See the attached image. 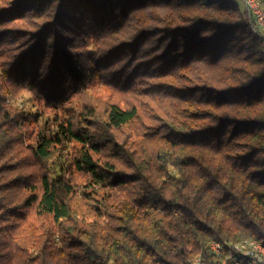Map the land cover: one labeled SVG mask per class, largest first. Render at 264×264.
<instances>
[{"label":"trees","instance_id":"trees-1","mask_svg":"<svg viewBox=\"0 0 264 264\" xmlns=\"http://www.w3.org/2000/svg\"><path fill=\"white\" fill-rule=\"evenodd\" d=\"M10 6L0 22L32 24L0 30L24 39L0 77L54 114L29 131L0 87V264H235L234 245L264 244V33L238 0ZM92 82L129 100L76 123Z\"/></svg>","mask_w":264,"mask_h":264},{"label":"rangeland","instance_id":"rangeland-1","mask_svg":"<svg viewBox=\"0 0 264 264\" xmlns=\"http://www.w3.org/2000/svg\"><path fill=\"white\" fill-rule=\"evenodd\" d=\"M12 0H0V10L3 9H10V2ZM240 4L243 6L245 9L248 18L255 23V30H259L261 33H264V24H259L255 21L254 18L250 16L248 11L245 8L244 0H238ZM257 3L258 7L260 10L264 11L261 6L259 5L258 0H255ZM25 13L17 14L14 16L9 17V15H6V20L0 22V30H5V31H14L13 33H16V31L24 30L30 28L32 21L31 17L28 15H22ZM23 38H18L17 42L14 44L6 45L0 47V71H1V65H2V60L5 59L7 56V50L13 48L12 46L14 45V52L20 48L21 46H17L16 44L23 42ZM22 44V43H21ZM88 48H92V45H88ZM3 66V65H2ZM1 76V74H0ZM0 87L6 88V91H9L6 95V104L10 106L12 109H15L17 111L24 112L26 115H31L29 119H33L34 117L37 116V114L43 109L41 114H44L45 117L47 116H52L54 114V110L51 111L52 109L45 108L42 103L35 102V98L33 93L27 89V88H17L10 86L9 83L6 81V79L0 77ZM13 87V88H12ZM13 91H16L13 93ZM129 100L128 94H124V97L119 95L117 92L111 90L109 87H106L102 85L99 82H92L86 87H84L80 92L71 99V103L69 105V110L66 112L68 117L74 118L76 123L79 122V115L81 112L85 111L86 109L93 111L95 117L99 120H101L104 116V111L106 108L107 103L113 102V101H120L123 99ZM73 111V114H72ZM58 116H62V110H56L55 111ZM142 113V120L145 122L147 118H145V113L141 111ZM144 118V119H143ZM41 121V118L39 119ZM31 120L28 122H25V125H27L29 131L35 130L33 127L32 123H29ZM41 125V124H40ZM139 126V125H138ZM28 131V132H29ZM126 132L130 131V126L125 128ZM122 134V132H121ZM76 147L75 144H71L66 146L63 149V153L66 152V156L68 158L73 157L74 151ZM25 153V152H24ZM66 176L68 174V171H66ZM73 178L76 181H80L79 175L74 174Z\"/></svg>","mask_w":264,"mask_h":264},{"label":"bare ground","instance_id":"bare-ground-1","mask_svg":"<svg viewBox=\"0 0 264 264\" xmlns=\"http://www.w3.org/2000/svg\"><path fill=\"white\" fill-rule=\"evenodd\" d=\"M253 2V4L255 5V8L256 10L260 11L263 15H264V11L260 10L257 3L255 2V0H251ZM247 10V9H246ZM260 24H264V23H260ZM254 31H256L255 29H253ZM256 242V245L258 246H261V247H264V244L259 242V241H256V240H253ZM252 243V240H245L243 242H240L236 245L233 246V250L234 249H243L244 247H246L247 245L251 244ZM219 247V251L220 253H216V254H222L224 253L223 249L216 243H213L210 245V248L212 247ZM214 252V251H213ZM215 253V252H214ZM239 254L240 258L236 261L235 264H256L255 262V259H257L258 262H264V251L263 250H256L254 251V258L252 257H246V254L244 253H237ZM201 261L199 258H196L193 262V264H200Z\"/></svg>","mask_w":264,"mask_h":264},{"label":"built area","instance_id":"built-area-1","mask_svg":"<svg viewBox=\"0 0 264 264\" xmlns=\"http://www.w3.org/2000/svg\"><path fill=\"white\" fill-rule=\"evenodd\" d=\"M244 4L250 16L254 18L257 23L259 24L264 23V15L260 11L256 10L255 5L253 4L251 0H244ZM211 250L214 251L215 253H220L219 247L214 246L211 248ZM256 250L264 251V247L256 245V242L253 240L251 244L247 245L243 249H234L236 253H244L246 254V257H252V258H254V251ZM254 259H255L256 264H264V262H258L256 258ZM200 264H203V263L201 262ZM223 264H226L225 260H223Z\"/></svg>","mask_w":264,"mask_h":264}]
</instances>
